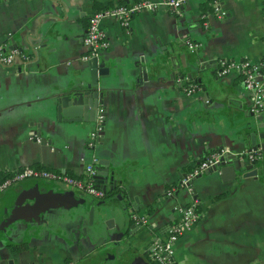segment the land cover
<instances>
[{"label":"crops","instance_id":"0c3cea01","mask_svg":"<svg viewBox=\"0 0 264 264\" xmlns=\"http://www.w3.org/2000/svg\"><path fill=\"white\" fill-rule=\"evenodd\" d=\"M137 1L0 0V47L30 57L0 64V172L32 165L85 178L94 153L97 172L118 173L107 191L128 198L100 199L64 182H16L0 194V264H128L113 236L134 213L149 223H135L127 241L156 264L153 243L194 199L199 218L176 245L180 264H264V112L252 110L240 73L220 74L218 65L247 59L264 69V0H189L179 11L153 0L160 8L136 13L129 27L105 17L110 46L92 67L83 56L93 13ZM188 41L199 48L192 52ZM97 77L106 120L92 152L97 115L73 122L59 117L58 104ZM195 82L199 89L188 94ZM220 149L236 158L232 164L181 185ZM251 149L261 154L257 176L247 170Z\"/></svg>","mask_w":264,"mask_h":264},{"label":"built area","instance_id":"2783aa9c","mask_svg":"<svg viewBox=\"0 0 264 264\" xmlns=\"http://www.w3.org/2000/svg\"><path fill=\"white\" fill-rule=\"evenodd\" d=\"M189 0H164L172 11H179ZM210 3L213 0H208ZM214 11L219 14L220 6L218 2H214ZM160 8V4L153 0H139L133 5L118 4L113 7H108L98 10L91 16L84 37V45L87 48L86 54L83 56L85 60L100 57L109 46V40L106 30L102 27V21L105 17L114 16L122 26L129 27L133 16L142 10H150L156 12ZM222 14V12H221ZM206 18V16L204 17ZM204 26L209 27V22L205 19ZM188 47L192 52L199 48L196 42L188 41ZM22 56L24 60H29L30 57L23 54L18 48H14L8 52L3 47H0V64L10 66L14 64L16 58ZM220 74L228 75L233 72H238L242 76L245 88L253 95L252 110L257 113L264 112V69L261 64L251 62L250 60H227L219 59L218 62ZM181 80V79H180ZM186 79H183L185 81ZM199 89L198 85L190 84L186 87L188 94ZM106 120V112L103 107H99L96 119V127L91 131L87 141V147L94 152L97 142L100 138L103 125ZM227 150L220 149L208 154L199 164L193 168L191 172L183 177L181 185L187 188L192 186L193 180L208 170L215 167L226 155ZM249 161L256 164L261 159V154L257 150H247L245 152ZM99 158L93 153L92 158L85 165L86 177L79 178L72 176L65 170H57L51 168H41L37 166H24L16 170L12 174L0 180V194L12 186L16 182L25 179H41L53 182H64L77 187L96 198L103 199L106 195V190L99 187L96 180L97 169L96 164ZM168 195H173V189L168 190ZM198 200L194 199L191 204L186 207H178L179 217L169 228L166 237L162 240H156L151 247V255L156 264H180L175 256L176 245L179 240L186 235L194 226L199 218L197 212ZM134 223L140 226L147 225L148 218L140 216L137 213L131 216Z\"/></svg>","mask_w":264,"mask_h":264},{"label":"water","instance_id":"95a60500","mask_svg":"<svg viewBox=\"0 0 264 264\" xmlns=\"http://www.w3.org/2000/svg\"><path fill=\"white\" fill-rule=\"evenodd\" d=\"M173 60V58H172ZM102 57L93 58L90 60V64L92 67H97V65L102 63ZM94 65V66H93ZM203 71V67L200 69ZM190 76L192 74L190 73ZM198 82L201 84H206L204 77L201 75L198 77ZM98 85V77L97 80L93 83L88 84L86 87H79L73 89L72 91L65 93L59 101L58 104V112L59 117L61 115H66L73 122H82V121H92L95 120V115L98 113L99 106L102 101V94L97 87ZM205 89V88H204ZM254 137V135H252ZM258 148L255 146L254 149ZM236 158L229 159V155H225L222 157L221 161L212 169L208 170L205 174H208L211 171H216L218 168L225 166L227 163L232 164ZM224 168V167H223ZM222 168V169H223ZM247 170L251 173V176H257V169L254 170V164H249ZM118 173L116 171H110L109 168L102 167L98 169L96 180L99 187L103 188L107 191L108 189V178L112 180V186L110 189H113L114 186L117 185ZM196 179V178H195ZM194 179V180H195ZM140 226H135V223H132L131 220L127 221L123 230L114 234V238L120 240L118 244L120 248L123 249V255L127 256L126 260L128 264H153V262L146 256L144 250L135 249L127 239L133 236L138 230ZM147 253V251H146Z\"/></svg>","mask_w":264,"mask_h":264},{"label":"trees","instance_id":"16d2710c","mask_svg":"<svg viewBox=\"0 0 264 264\" xmlns=\"http://www.w3.org/2000/svg\"><path fill=\"white\" fill-rule=\"evenodd\" d=\"M207 9L206 10H208V8H210V6H209V4H207ZM195 84H197L198 85V82H195ZM68 174H70L69 172H67ZM71 175V174H70ZM73 176V175H72ZM5 177H7V175L6 174H3V173H1L0 172V179H3V178H5ZM104 198H109V199H112V200H119V199H121V200H123V201H125V202H128V198H127V196H126V192H124L123 190H121V189H115L114 191H112V192H108V191H106V195H105V197ZM25 248V245H20V246H16L15 247V249L17 250V251H20V250H22V249H24Z\"/></svg>","mask_w":264,"mask_h":264}]
</instances>
